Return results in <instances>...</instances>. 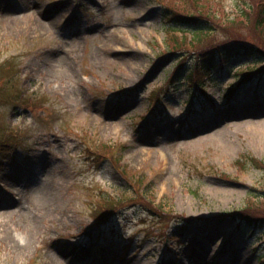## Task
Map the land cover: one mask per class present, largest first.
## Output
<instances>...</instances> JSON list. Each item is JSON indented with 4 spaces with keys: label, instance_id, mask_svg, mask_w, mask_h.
<instances>
[{
    "label": "rangeland",
    "instance_id": "rangeland-1",
    "mask_svg": "<svg viewBox=\"0 0 264 264\" xmlns=\"http://www.w3.org/2000/svg\"><path fill=\"white\" fill-rule=\"evenodd\" d=\"M190 1L0 0V264H264V223L245 233L229 216L264 219L248 159L264 163V63H217L195 90L162 14ZM208 1L230 21L262 0ZM251 21L194 49L224 36L264 49ZM90 143L115 157L89 160ZM110 194L127 204L98 225Z\"/></svg>",
    "mask_w": 264,
    "mask_h": 264
},
{
    "label": "trees",
    "instance_id": "trees-1",
    "mask_svg": "<svg viewBox=\"0 0 264 264\" xmlns=\"http://www.w3.org/2000/svg\"><path fill=\"white\" fill-rule=\"evenodd\" d=\"M204 1L208 3H205ZM188 5L189 7H192V10H190L189 13L185 12L188 11L186 7ZM256 5L257 6L255 7H250L246 3H244V5L237 4V15L230 21L220 16L218 14L220 13L219 8L213 5L208 0H191L190 3H185L179 8L166 7V11L162 13L164 15L163 18L165 17L169 19L170 22H173L175 26H170L167 29L168 34L166 42L168 47V54L178 57L180 59L179 62L181 63V67L183 66L185 61L188 60V58H192L191 66H195L194 68L198 69V71L193 70V74H196L195 76H197V79L193 84H191V86L195 90L199 87H204L203 82L199 81V79L202 78L204 80V76L205 74H208V70L211 67L215 66L217 63L220 66H225V64H227V62L231 58L235 57L249 58L252 61L251 63H264V49L262 47H260L256 43L254 44L252 42H246L247 40H239L235 36L233 38L224 36L225 39L222 40L221 44H218V46L222 48L218 50L217 48H215L214 50H208L206 49V46H203V48L201 49H196L197 51L194 49L199 46L201 47V45H204V43L208 41H211L210 43H213L217 37L216 32L228 27L224 25L233 24L234 26H242L251 20L253 28L257 30L260 38L264 40V0ZM183 29H188L190 35L186 33L182 34L181 32H184ZM177 32H180V34H178ZM188 36L190 38H188ZM215 50H217L215 54H210L211 51ZM199 64L200 67H196L199 66ZM255 70H251V72H254ZM13 74L15 79V72H13ZM248 74H250V70L248 71ZM3 77L5 78L6 76H4L3 74ZM253 78L255 77L243 76L241 81H248ZM189 80L192 81L191 78H189ZM29 100L30 99H25V103L24 100L23 103L25 105H30ZM0 129V148H2L4 144L8 145V143L12 142V134L9 132V135L11 136L10 138H7V136L3 135L1 136L3 129ZM86 147L87 149H85V153H87L88 156L95 162H98L103 158L115 157L112 155L113 149L111 147H106L105 145H101L99 143H90L89 145H86ZM248 159L254 167L262 169L264 171L263 162L253 157H248ZM118 161L114 160L113 162L118 165V163L120 162ZM123 169L125 171H128L125 167ZM137 186L139 185H136L134 190H139V187ZM138 195H140V193H138L137 196ZM137 196L135 197L137 198ZM126 204L127 202L125 201L123 196L119 198L115 196H109L108 201L105 198H101L99 204L93 211V219L99 224L106 223ZM229 216L232 217L233 221L236 222V226L238 227L239 231H243L253 226H258L264 223V219L260 216H253V214L250 213V208L248 207L241 211L233 212L232 214H229ZM185 220L186 219H184V221Z\"/></svg>",
    "mask_w": 264,
    "mask_h": 264
},
{
    "label": "bare ground",
    "instance_id": "bare-ground-1",
    "mask_svg": "<svg viewBox=\"0 0 264 264\" xmlns=\"http://www.w3.org/2000/svg\"><path fill=\"white\" fill-rule=\"evenodd\" d=\"M63 63H64V65H63L64 68H66V70H68L69 67H70L69 62L68 61H64Z\"/></svg>",
    "mask_w": 264,
    "mask_h": 264
}]
</instances>
